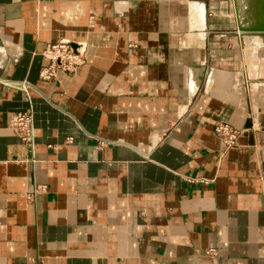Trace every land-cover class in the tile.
I'll return each mask as SVG.
<instances>
[{
	"label": "crops",
	"instance_id": "crops-1",
	"mask_svg": "<svg viewBox=\"0 0 264 264\" xmlns=\"http://www.w3.org/2000/svg\"><path fill=\"white\" fill-rule=\"evenodd\" d=\"M256 23L264 0H0V264H264ZM60 38L83 61L42 79Z\"/></svg>",
	"mask_w": 264,
	"mask_h": 264
},
{
	"label": "built area",
	"instance_id": "built-area-1",
	"mask_svg": "<svg viewBox=\"0 0 264 264\" xmlns=\"http://www.w3.org/2000/svg\"><path fill=\"white\" fill-rule=\"evenodd\" d=\"M41 54L46 58L39 71V76L42 79L52 77L57 69L72 71L83 61L82 49L73 46L71 41L65 38L46 43L41 49ZM9 83L12 86L21 88L29 101V92L24 81H9ZM8 123L15 135L31 150L34 128L30 104L22 111L11 113ZM213 132L225 146H230L235 143L238 128L227 121H216L213 125Z\"/></svg>",
	"mask_w": 264,
	"mask_h": 264
},
{
	"label": "bare ground",
	"instance_id": "bare-ground-1",
	"mask_svg": "<svg viewBox=\"0 0 264 264\" xmlns=\"http://www.w3.org/2000/svg\"><path fill=\"white\" fill-rule=\"evenodd\" d=\"M262 1V0H261ZM258 4V3H257ZM262 4V3H261ZM260 8V7H259ZM263 13V12H262ZM262 21V20H261ZM262 25H264V23H256V24H253V25H251L252 27H254V28H257V27H259V26H262ZM241 30V29H240ZM258 30H261V29H258ZM258 30H256V31H258Z\"/></svg>",
	"mask_w": 264,
	"mask_h": 264
},
{
	"label": "rangeland",
	"instance_id": "rangeland-1",
	"mask_svg": "<svg viewBox=\"0 0 264 264\" xmlns=\"http://www.w3.org/2000/svg\"><path fill=\"white\" fill-rule=\"evenodd\" d=\"M261 27H264V25H262V26H259V27H257V28H261Z\"/></svg>",
	"mask_w": 264,
	"mask_h": 264
}]
</instances>
